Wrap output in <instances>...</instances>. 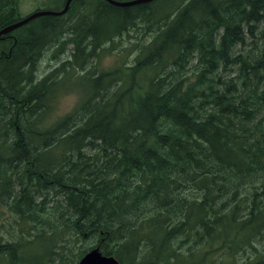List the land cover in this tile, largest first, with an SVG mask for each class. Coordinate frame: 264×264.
<instances>
[{
	"label": "trees",
	"instance_id": "1",
	"mask_svg": "<svg viewBox=\"0 0 264 264\" xmlns=\"http://www.w3.org/2000/svg\"><path fill=\"white\" fill-rule=\"evenodd\" d=\"M0 2L1 30L23 16ZM262 25L264 0H73L0 38V264H77L90 244L75 253L68 233L120 264H224L218 249L264 264V122L247 126L264 107ZM129 29L131 64L74 73ZM56 43L73 61L34 80ZM77 81L79 106L45 123Z\"/></svg>",
	"mask_w": 264,
	"mask_h": 264
},
{
	"label": "rangeland",
	"instance_id": "2",
	"mask_svg": "<svg viewBox=\"0 0 264 264\" xmlns=\"http://www.w3.org/2000/svg\"><path fill=\"white\" fill-rule=\"evenodd\" d=\"M5 4H8V0H3ZM63 1V0H62ZM61 0H14V4L16 6V9L20 11V14L22 16L29 15L30 13L36 11V9L41 8H48L53 7L56 5H61ZM1 4V2H0ZM11 4V5H10ZM8 4V8L5 7V11L10 9V7H13V3ZM51 5V6H50ZM4 11V12H5ZM25 17V16H24ZM21 18V17H19ZM142 21H136L135 26L138 28L139 33L142 34L140 25L142 24ZM264 26V25H262ZM129 32H126L122 35H119L118 37H115L111 42L103 45V51L98 52V56L91 57L90 62L87 63L88 66L86 67L83 65L81 69L75 66V72L78 76H81L83 73L88 72L89 68H95L96 71L100 70H111L115 68L118 65H129L134 60L135 56L138 53L137 45L138 39L135 36V34L131 31V29L127 30ZM260 43V41H258ZM252 41L248 39L246 41V45L242 46L240 49L241 53H250L253 50L256 51V48H252L251 45ZM71 43L68 44H52L49 45V47L45 48L43 51L42 58L40 59L39 63L37 64V70L36 73H34V80L38 81L46 74L50 73L51 71H55L59 69L61 64L65 61H73L74 57V50ZM103 55V57H101ZM73 56V57H72ZM235 68H230L226 72L223 73L222 78H225L226 80L235 75ZM70 72V71H69ZM72 72V71H71ZM64 77L65 75H62V73L59 74V77ZM66 78V76H65ZM80 84V81H77L73 86L72 89H69V85L66 87H61L60 90L57 91V94L54 97L53 103L51 105V111L45 118V123L53 122L54 120L66 116L67 114H70L73 112L76 108V106L80 104L82 101V93L81 88L78 86ZM64 86V85H63ZM70 90H74L75 92ZM259 120L261 122H264V107L258 114V117L254 119L253 122L249 123L247 126L249 128H256L255 127V121ZM253 129V130H254ZM237 131L241 132V129H238ZM245 186V185H244ZM249 185L246 186L245 191H241L240 196L237 198L235 202L240 203L245 201L246 198L250 199L249 196ZM187 194L197 195V193H194L193 191L188 190ZM242 206L240 217L243 218V214L245 211H247L246 206L243 204H239ZM3 209V206H0V210ZM5 215H0V218ZM261 237L254 240V243L256 244V248H261ZM174 243L177 247H179V252L185 253L190 252L188 250H192L197 252V248H201V245H197L193 242L192 239L186 240L184 237H178L176 240H174ZM66 244L69 248L74 249L75 253H78L81 250V247L83 245H89V248H85L83 250L87 249H93L95 248L97 244L96 237L93 238H87V239H76L74 236H71L69 233L66 235ZM252 253L251 249H247L244 252H237L234 256H225L224 252L218 251L214 253L215 257L224 259V264H244V262L247 260L248 256ZM66 254V253H65ZM187 254V253H185ZM184 254V255H185ZM253 255V254H252ZM150 262H144L141 264H147Z\"/></svg>",
	"mask_w": 264,
	"mask_h": 264
},
{
	"label": "bare ground",
	"instance_id": "3",
	"mask_svg": "<svg viewBox=\"0 0 264 264\" xmlns=\"http://www.w3.org/2000/svg\"><path fill=\"white\" fill-rule=\"evenodd\" d=\"M72 1H73V0H64V4L62 5V8H61L60 10H58V11L47 10V9H42V8H41V9H39V10L36 9V11L30 13L29 15H27V16H25V17H21V19L17 18V19H18L17 21H15V22L9 24L8 26H5L4 28H2V29L0 30V32H1L0 37H2V35H6V34L12 32V31H14V30H16V29H18V28H20V27H22V26L28 24L30 21H32V20H34V19H36V18H38V17H42V16H61V15L65 14V13L67 12V10H68L69 7H70V3H71ZM105 1H107L109 4L114 5V6H117V7H129V6H133V5H137V4H142V3L151 2L152 0H144L143 2H136V3H133V4H132L131 2H134V1H137V0H111V1H116V2H118V3H120V4H125V5H116V4H113V3L109 2V0H105ZM28 16L31 17V19H30L29 21H27L26 23L22 24L21 21L24 20L25 18H27ZM92 252H96V253H98L101 257H111V258H113L118 264H120V263L118 262V260H117L115 257L110 256V255H104V254H102V252L99 250L98 247H95V248H93V249L87 251V252H86V253H85V254H84V255L78 260V263H77V264H79L83 258H85L87 255L91 254ZM221 258H222V257H221ZM147 264H155V263L150 262V263H147Z\"/></svg>",
	"mask_w": 264,
	"mask_h": 264
},
{
	"label": "water",
	"instance_id": "4",
	"mask_svg": "<svg viewBox=\"0 0 264 264\" xmlns=\"http://www.w3.org/2000/svg\"><path fill=\"white\" fill-rule=\"evenodd\" d=\"M143 1L144 0H137L131 3L133 4L136 2H143ZM109 2L116 4V5H125V4H120L116 1H111V0H109ZM30 19L31 17L28 16L27 18L22 20L21 23L24 24ZM0 35H1V32H0ZM79 264H118V263L111 257H101L98 253L92 252L91 254L83 258Z\"/></svg>",
	"mask_w": 264,
	"mask_h": 264
},
{
	"label": "flooded vegetation",
	"instance_id": "5",
	"mask_svg": "<svg viewBox=\"0 0 264 264\" xmlns=\"http://www.w3.org/2000/svg\"><path fill=\"white\" fill-rule=\"evenodd\" d=\"M63 4H64V2H63ZM4 35H2V37H3ZM2 37H0V38H2Z\"/></svg>",
	"mask_w": 264,
	"mask_h": 264
}]
</instances>
